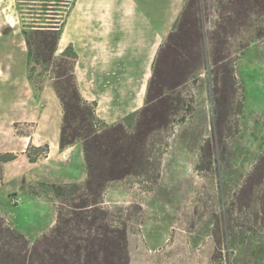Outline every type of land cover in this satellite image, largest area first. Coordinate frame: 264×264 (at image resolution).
<instances>
[{"label": "rangeland", "instance_id": "rangeland-1", "mask_svg": "<svg viewBox=\"0 0 264 264\" xmlns=\"http://www.w3.org/2000/svg\"><path fill=\"white\" fill-rule=\"evenodd\" d=\"M231 1L204 0L196 67L163 102L148 104V88L181 14L140 110L97 115L84 100L98 133L121 125L134 134L146 108L160 121L149 125L137 172L100 192L102 208L127 230L130 260L144 246L152 248L145 256L188 264H264V12L240 18ZM85 10L84 0H0V218L31 245L56 222L53 186L87 179L81 144L59 147L56 90L60 67L74 64L85 99L76 76L85 67ZM36 27L58 31L54 52L38 44L53 32L35 36ZM161 59L164 76L173 56Z\"/></svg>", "mask_w": 264, "mask_h": 264}, {"label": "trees", "instance_id": "trees-1", "mask_svg": "<svg viewBox=\"0 0 264 264\" xmlns=\"http://www.w3.org/2000/svg\"><path fill=\"white\" fill-rule=\"evenodd\" d=\"M231 4L240 18H246L255 10L264 12V0H232ZM203 13L204 0L186 1L177 26L169 34L157 59L148 88V104L155 100L163 102L164 91L180 86L195 69L196 46L204 39ZM44 32L53 33H49V41L39 42V47L47 46L54 52L58 31L36 27L32 34L39 36ZM27 44L30 46L29 40ZM164 53L172 54L173 59L162 76L159 66ZM60 68L65 74L64 80L56 83L63 108L59 147L66 150L81 144L87 179L82 187L76 184L53 186L58 202L56 222L32 245L0 218V264H130L127 230L124 225L115 223L111 213L102 208L100 192L106 183L137 172L144 157L149 125L160 121L146 108L134 134L126 133L121 125L98 133L94 110L78 89L74 64H64Z\"/></svg>", "mask_w": 264, "mask_h": 264}, {"label": "crops", "instance_id": "crops-1", "mask_svg": "<svg viewBox=\"0 0 264 264\" xmlns=\"http://www.w3.org/2000/svg\"><path fill=\"white\" fill-rule=\"evenodd\" d=\"M84 1L85 67L82 76L76 71L78 80L86 82L84 100L96 103L97 115L105 109L113 117L137 112L145 104L158 50L184 0ZM151 250L134 247L130 264H188L182 258L145 256Z\"/></svg>", "mask_w": 264, "mask_h": 264}]
</instances>
